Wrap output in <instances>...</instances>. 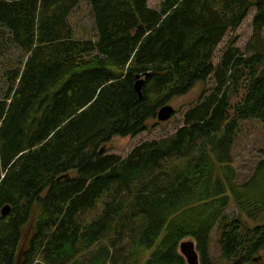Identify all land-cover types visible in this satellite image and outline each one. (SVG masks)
Returning <instances> with one entry per match:
<instances>
[{
    "label": "trees",
    "instance_id": "16d2710c",
    "mask_svg": "<svg viewBox=\"0 0 264 264\" xmlns=\"http://www.w3.org/2000/svg\"><path fill=\"white\" fill-rule=\"evenodd\" d=\"M84 1L97 32L77 39L69 21ZM252 8L246 50L228 46L214 65ZM0 27L26 55L0 98V264H16L36 208L22 264L81 255L79 264H186L178 249L188 238L200 264H214L215 230L227 264H256L264 224L227 211L234 203L251 221L264 216V157L239 183L232 155L241 122L264 125V0H162L159 9L149 0H0ZM146 72L140 98L136 76ZM211 77L215 88L175 133L125 158L108 152Z\"/></svg>",
    "mask_w": 264,
    "mask_h": 264
},
{
    "label": "rangeland",
    "instance_id": "374dc122",
    "mask_svg": "<svg viewBox=\"0 0 264 264\" xmlns=\"http://www.w3.org/2000/svg\"><path fill=\"white\" fill-rule=\"evenodd\" d=\"M161 2L162 0H149V7L159 9ZM255 12L256 10L252 8L246 18L242 21L241 25L236 30H231L227 33L213 55L212 62L214 65L220 62L221 56L228 46L238 47L242 51L246 50L254 34L252 20ZM69 22L75 31V37L77 39L92 38L97 32L91 5L86 1L81 3V5L73 11ZM9 37V31L0 27V98L4 97L7 89L6 78L7 73L10 71H8V69L13 67L16 69L20 67L19 64L23 62L26 56L21 49L6 44ZM214 88L215 83L213 77H211L206 83L197 84L188 94L177 97L168 103V105L174 108V115L171 120L160 122L156 118V120H151L148 123V129L145 132L136 137H115L106 147L108 152L125 158L134 148L143 142L160 140L172 135L184 125L185 113L191 107L197 105L205 93H211ZM232 155L233 167L237 172L238 182L243 183L253 175L257 163L264 157V125L261 124L260 121L253 120L249 122H241L240 133L236 139ZM36 210L37 208L34 210L30 222L22 228V239L19 247L20 255L16 264H22L23 254L28 251L30 241L35 234V225L37 222ZM227 213L230 217L236 216L240 218L246 226L251 228L257 226L259 223L264 224V216L258 221H251L240 213L234 203H231ZM217 239L218 230H215L212 234V240L210 243V258L214 264H227V261L221 258V251L217 244ZM186 241H193V239L188 238ZM156 248L157 246L148 252L144 251L147 261L150 259L151 254ZM86 258V256L81 255L73 264H79ZM255 260L256 264H264V251L256 257ZM38 262L39 261L36 263Z\"/></svg>",
    "mask_w": 264,
    "mask_h": 264
},
{
    "label": "water",
    "instance_id": "95a60500",
    "mask_svg": "<svg viewBox=\"0 0 264 264\" xmlns=\"http://www.w3.org/2000/svg\"><path fill=\"white\" fill-rule=\"evenodd\" d=\"M153 76L152 72H146L136 76L135 89L140 98L143 97V88L147 79ZM174 115V108L168 104L162 106L157 114V119L160 122L171 120ZM11 212V207L5 205L1 210V215L6 217ZM179 253L185 258L186 264H200V254L196 248V242L184 240L179 245Z\"/></svg>",
    "mask_w": 264,
    "mask_h": 264
}]
</instances>
